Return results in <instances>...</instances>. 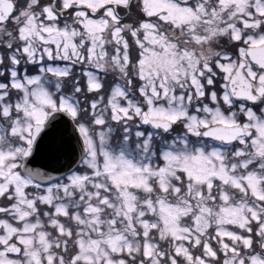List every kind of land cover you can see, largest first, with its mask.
<instances>
[{
    "label": "snow or ice",
    "instance_id": "1",
    "mask_svg": "<svg viewBox=\"0 0 264 264\" xmlns=\"http://www.w3.org/2000/svg\"><path fill=\"white\" fill-rule=\"evenodd\" d=\"M0 264H264V0H0Z\"/></svg>",
    "mask_w": 264,
    "mask_h": 264
}]
</instances>
